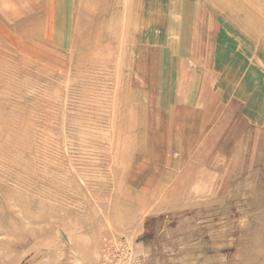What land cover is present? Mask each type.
<instances>
[{
  "label": "rangeland",
  "instance_id": "rangeland-1",
  "mask_svg": "<svg viewBox=\"0 0 264 264\" xmlns=\"http://www.w3.org/2000/svg\"><path fill=\"white\" fill-rule=\"evenodd\" d=\"M46 11L0 20V264H264V0Z\"/></svg>",
  "mask_w": 264,
  "mask_h": 264
},
{
  "label": "crops",
  "instance_id": "crops-1",
  "mask_svg": "<svg viewBox=\"0 0 264 264\" xmlns=\"http://www.w3.org/2000/svg\"><path fill=\"white\" fill-rule=\"evenodd\" d=\"M87 0H0V20L14 22L37 23L35 16L42 12L46 7L45 14L47 20L51 22L59 21L58 30H64L70 33L74 17V8L86 4ZM43 5V6H41ZM19 16V17H18ZM18 25V24H17Z\"/></svg>",
  "mask_w": 264,
  "mask_h": 264
},
{
  "label": "bare ground",
  "instance_id": "bare-ground-1",
  "mask_svg": "<svg viewBox=\"0 0 264 264\" xmlns=\"http://www.w3.org/2000/svg\"><path fill=\"white\" fill-rule=\"evenodd\" d=\"M262 53H263V52H262ZM263 54H264V53H263ZM263 54H262V57H264ZM260 106H261V104H260L257 108H259V109L262 110V108H261ZM261 110H260V111H261ZM194 122H195V121H194ZM190 131H191V130H190Z\"/></svg>",
  "mask_w": 264,
  "mask_h": 264
}]
</instances>
